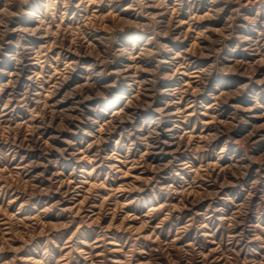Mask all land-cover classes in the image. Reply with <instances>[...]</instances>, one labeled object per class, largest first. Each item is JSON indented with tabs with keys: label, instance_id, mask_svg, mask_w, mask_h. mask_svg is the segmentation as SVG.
Segmentation results:
<instances>
[{
	"label": "rangeland",
	"instance_id": "374dc122",
	"mask_svg": "<svg viewBox=\"0 0 264 264\" xmlns=\"http://www.w3.org/2000/svg\"><path fill=\"white\" fill-rule=\"evenodd\" d=\"M0 264H264V0H0Z\"/></svg>",
	"mask_w": 264,
	"mask_h": 264
}]
</instances>
